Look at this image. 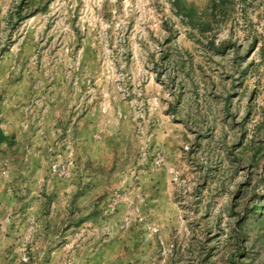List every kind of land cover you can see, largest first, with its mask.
<instances>
[{
	"label": "rangeland",
	"instance_id": "1",
	"mask_svg": "<svg viewBox=\"0 0 264 264\" xmlns=\"http://www.w3.org/2000/svg\"><path fill=\"white\" fill-rule=\"evenodd\" d=\"M0 264H264V0H0Z\"/></svg>",
	"mask_w": 264,
	"mask_h": 264
},
{
	"label": "trees",
	"instance_id": "2",
	"mask_svg": "<svg viewBox=\"0 0 264 264\" xmlns=\"http://www.w3.org/2000/svg\"><path fill=\"white\" fill-rule=\"evenodd\" d=\"M3 137H4V136L1 134V135H0V139H2Z\"/></svg>",
	"mask_w": 264,
	"mask_h": 264
}]
</instances>
